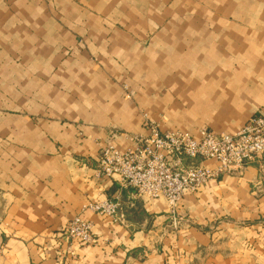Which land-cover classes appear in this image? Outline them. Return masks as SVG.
Masks as SVG:
<instances>
[{
    "label": "crops",
    "instance_id": "crops-1",
    "mask_svg": "<svg viewBox=\"0 0 264 264\" xmlns=\"http://www.w3.org/2000/svg\"><path fill=\"white\" fill-rule=\"evenodd\" d=\"M149 3L179 15L205 4L222 20L254 22L253 32H226L238 40L227 41L221 66L191 82L197 100L211 102L204 114L187 118L165 103L180 76L158 75L151 60L159 20L168 17L150 16ZM40 5H59L61 21H77L60 48L67 44L77 61L18 62L13 89L0 90V264H264V158L185 194L179 231L164 201L134 199L97 172L104 146L128 149L131 138L148 135L143 114L160 132L191 136L235 134L264 116V0H0V20L10 6ZM95 20L115 23L96 32L81 23ZM102 200L117 201L123 219L82 211ZM75 217L91 222L94 241L75 243L70 258L61 236Z\"/></svg>",
    "mask_w": 264,
    "mask_h": 264
},
{
    "label": "rangeland",
    "instance_id": "rangeland-1",
    "mask_svg": "<svg viewBox=\"0 0 264 264\" xmlns=\"http://www.w3.org/2000/svg\"><path fill=\"white\" fill-rule=\"evenodd\" d=\"M185 7L184 15L163 14L168 10L167 6L149 3L150 16H156L152 14L154 11L162 14V17H168L165 20H159L160 27L159 30L157 29V37L153 38V50L150 57L156 62L158 75H167L170 78L180 76L179 85L171 84L169 90L171 101L165 103L170 111L173 110L181 116L190 118L207 112L206 105L211 103L203 101V97L201 101L197 100L195 96L197 91L191 82L196 77L203 76L205 72L216 70L221 66L222 55L227 56V41L236 44L238 40L237 37H227L226 32H253L254 22L222 20L221 16H212L205 4L189 7L185 5ZM27 8L10 6L7 9L11 13L9 18L0 20V90L4 93H9L13 89L10 83L12 73L18 71L13 68V64L25 61L56 62L66 59L71 63L77 61L72 50H64L67 47L66 42L63 51H60L63 33L76 32L77 21H61L62 12L59 5L52 7L40 5L33 7L31 11ZM218 9L220 10V7ZM180 16H186L187 19L176 18ZM204 16L209 19H205ZM81 23L83 27L90 29L89 32H96L99 27L108 28L115 22L95 20L94 22L81 21ZM233 55L230 53L228 56L231 58ZM213 111L216 110L213 109ZM142 116L145 127L148 122L154 123L159 128V124L151 120L148 114ZM198 118L204 119L203 116ZM177 216L182 219L181 225L186 224L183 217L178 214ZM179 230L180 228H177L176 231Z\"/></svg>",
    "mask_w": 264,
    "mask_h": 264
},
{
    "label": "built area",
    "instance_id": "built-area-1",
    "mask_svg": "<svg viewBox=\"0 0 264 264\" xmlns=\"http://www.w3.org/2000/svg\"><path fill=\"white\" fill-rule=\"evenodd\" d=\"M149 133L134 137L133 147L121 149L113 143L99 154L97 172L131 191L143 202L164 201L169 208L171 227L180 228L177 206L185 194H197L208 181L226 172H240L245 166L264 158V116L248 121L235 134H213L201 129L197 136L182 131L160 132L154 123L146 124ZM215 162V171L204 162ZM82 211L101 217L122 220L117 201H88ZM91 222L80 217L69 221L62 231L67 256L76 255L74 244L94 241ZM2 252L0 251V260Z\"/></svg>",
    "mask_w": 264,
    "mask_h": 264
}]
</instances>
